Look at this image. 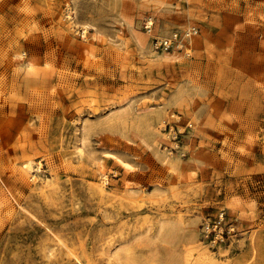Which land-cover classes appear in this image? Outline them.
<instances>
[{
    "label": "rangeland",
    "instance_id": "374dc122",
    "mask_svg": "<svg viewBox=\"0 0 264 264\" xmlns=\"http://www.w3.org/2000/svg\"><path fill=\"white\" fill-rule=\"evenodd\" d=\"M0 264H264V0H0Z\"/></svg>",
    "mask_w": 264,
    "mask_h": 264
},
{
    "label": "built area",
    "instance_id": "2783aa9c",
    "mask_svg": "<svg viewBox=\"0 0 264 264\" xmlns=\"http://www.w3.org/2000/svg\"><path fill=\"white\" fill-rule=\"evenodd\" d=\"M153 22L145 21L144 29L149 32L152 30ZM199 33L196 25H186L183 29H174L169 35L163 37H154L152 45L154 50L161 53H174L182 57L192 55V40Z\"/></svg>",
    "mask_w": 264,
    "mask_h": 264
},
{
    "label": "bare ground",
    "instance_id": "6f19581e",
    "mask_svg": "<svg viewBox=\"0 0 264 264\" xmlns=\"http://www.w3.org/2000/svg\"><path fill=\"white\" fill-rule=\"evenodd\" d=\"M117 160H118V159H117ZM118 161H119V160H118ZM119 162H120V164H121L122 166H128L127 163L122 162V160H120ZM128 167H129V166H128ZM31 168H32V167H30L29 164L26 165V166L24 167L25 171H27V172H30V171H31ZM32 170H33V169H32ZM65 250H66V249H65ZM73 255H74V254H73ZM74 257H75V256H73V258H74Z\"/></svg>",
    "mask_w": 264,
    "mask_h": 264
}]
</instances>
